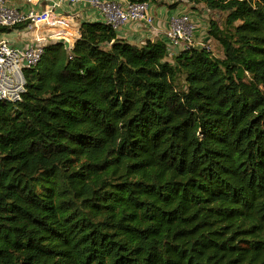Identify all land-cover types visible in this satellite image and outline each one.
Here are the masks:
<instances>
[{
  "label": "trees",
  "instance_id": "obj_1",
  "mask_svg": "<svg viewBox=\"0 0 264 264\" xmlns=\"http://www.w3.org/2000/svg\"><path fill=\"white\" fill-rule=\"evenodd\" d=\"M185 1L222 56L85 22L0 103V264H264V0Z\"/></svg>",
  "mask_w": 264,
  "mask_h": 264
},
{
  "label": "built area",
  "instance_id": "obj_2",
  "mask_svg": "<svg viewBox=\"0 0 264 264\" xmlns=\"http://www.w3.org/2000/svg\"><path fill=\"white\" fill-rule=\"evenodd\" d=\"M20 1L28 8L15 7L11 4V0H0V103H16L22 99L27 88L25 72L41 61L45 45L64 41L71 46L72 41L75 40V35L70 31L71 23L68 18L56 13L61 3L53 0ZM67 1L75 4L81 0ZM154 1L127 0L120 3L87 0V3L99 11L107 25L118 31L128 23H140L153 29L155 26L152 13ZM20 25H27L25 30L19 32V38L24 44L15 46L4 37L5 34L1 32V29ZM195 30L196 25L190 15L174 16L166 32L169 49L171 51H181L191 47L211 49L206 42H197L194 39Z\"/></svg>",
  "mask_w": 264,
  "mask_h": 264
},
{
  "label": "crops",
  "instance_id": "obj_3",
  "mask_svg": "<svg viewBox=\"0 0 264 264\" xmlns=\"http://www.w3.org/2000/svg\"><path fill=\"white\" fill-rule=\"evenodd\" d=\"M54 2L61 3V7L56 10L58 15H62L68 18L71 23L70 31L75 35L74 42L80 36V27L85 22L103 23L104 19L96 8H92L88 5L87 0H81L75 4L69 3L67 0H53ZM103 1H117L124 3L127 0H103ZM139 1V0H136ZM169 1V4H168ZM182 0H158L153 3L152 13L155 18V26L153 29H149L140 23H128L122 26L118 31V36L121 39L128 40L133 44H143L147 40L154 41L155 39H162L167 41L166 32L169 29L170 20L180 14H188L191 16L194 24L196 25V30L194 33V39L197 42L204 41L210 45L212 51L213 49V40L208 36L209 22L206 20L210 16L207 11L201 10L200 7H195L188 4L186 1H183L179 6L172 7L174 3H177ZM11 4L15 7L21 9H27L28 7L23 5L20 0H11ZM27 7V8H26ZM188 10V12H187ZM105 23V22H104ZM15 31L16 38L19 41H10L15 46H22L24 42L19 38V32ZM22 34V33H21ZM221 48V47H220ZM218 56H222V48L219 51Z\"/></svg>",
  "mask_w": 264,
  "mask_h": 264
},
{
  "label": "rangeland",
  "instance_id": "obj_4",
  "mask_svg": "<svg viewBox=\"0 0 264 264\" xmlns=\"http://www.w3.org/2000/svg\"><path fill=\"white\" fill-rule=\"evenodd\" d=\"M169 2V1H168ZM197 7H200V6H197ZM201 8V7H200ZM201 10H202V12L203 11H207V13L210 15V16H208V19H206L208 22L211 20V19H216V20H219L220 19V17H218V15H216L215 13H210L206 8H201ZM187 12H188V10H187ZM4 37L6 38V39H8V40H10V41H19L17 38H16V35H15V33L13 32V33H6L5 35H4ZM72 43H74V40L72 41ZM71 43V44H72ZM215 48V49H214ZM213 49L215 50V54H217V55H219V51H221V48H220V46L216 43V42H213Z\"/></svg>",
  "mask_w": 264,
  "mask_h": 264
}]
</instances>
